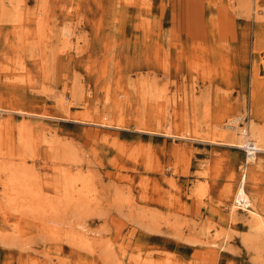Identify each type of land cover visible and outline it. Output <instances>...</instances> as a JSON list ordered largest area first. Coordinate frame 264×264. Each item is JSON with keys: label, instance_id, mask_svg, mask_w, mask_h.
<instances>
[{"label": "rangeland", "instance_id": "374dc122", "mask_svg": "<svg viewBox=\"0 0 264 264\" xmlns=\"http://www.w3.org/2000/svg\"><path fill=\"white\" fill-rule=\"evenodd\" d=\"M250 125L264 0H0V264H264Z\"/></svg>", "mask_w": 264, "mask_h": 264}, {"label": "bare ground", "instance_id": "6f19581e", "mask_svg": "<svg viewBox=\"0 0 264 264\" xmlns=\"http://www.w3.org/2000/svg\"><path fill=\"white\" fill-rule=\"evenodd\" d=\"M228 128H232V130H235L236 127L229 126ZM237 131L238 132L234 131L231 133L230 135L231 143L237 145L238 147L241 148L243 147L247 153L246 160L255 163L257 158L256 154L258 152L264 151V131H261V129L254 127L252 125H250L246 130L237 129ZM20 180H21V176L18 170L14 169L10 171V175L8 176V184L9 186H11L10 188H12L13 190H17Z\"/></svg>", "mask_w": 264, "mask_h": 264}]
</instances>
